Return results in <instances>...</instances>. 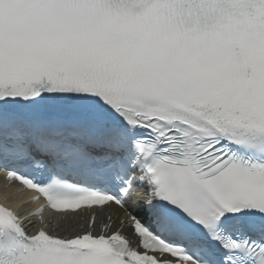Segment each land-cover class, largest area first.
Listing matches in <instances>:
<instances>
[{
  "label": "snow or ice",
  "instance_id": "obj_1",
  "mask_svg": "<svg viewBox=\"0 0 264 264\" xmlns=\"http://www.w3.org/2000/svg\"><path fill=\"white\" fill-rule=\"evenodd\" d=\"M0 171V264H264V0H0Z\"/></svg>",
  "mask_w": 264,
  "mask_h": 264
},
{
  "label": "bare ground",
  "instance_id": "obj_2",
  "mask_svg": "<svg viewBox=\"0 0 264 264\" xmlns=\"http://www.w3.org/2000/svg\"><path fill=\"white\" fill-rule=\"evenodd\" d=\"M77 219H72V220H70V221H76Z\"/></svg>",
  "mask_w": 264,
  "mask_h": 264
}]
</instances>
